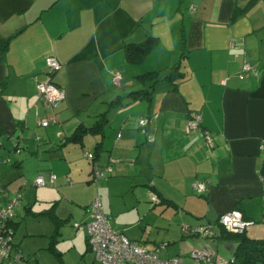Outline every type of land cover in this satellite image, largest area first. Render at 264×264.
I'll use <instances>...</instances> for the list:
<instances>
[{"label":"crops","instance_id":"obj_1","mask_svg":"<svg viewBox=\"0 0 264 264\" xmlns=\"http://www.w3.org/2000/svg\"><path fill=\"white\" fill-rule=\"evenodd\" d=\"M149 36L157 39L153 50L142 63L128 62L125 46ZM3 40L9 42L0 53L2 205L21 194L18 214L37 204L40 216L48 219L52 211L65 222L61 227L74 218L76 229L84 225L89 251L85 223L101 189L111 228L162 259L180 256L195 264L193 250L208 245L220 255L219 244L230 257L236 244L218 239L217 221L233 210L252 222L245 229L250 239L264 240V0H0ZM183 41L187 56L180 61ZM49 57L62 66L51 76ZM245 62L255 73H243ZM178 64L185 77L176 87L158 83L151 102L127 97L150 85L139 76L158 71L162 79ZM117 74L122 81L115 86ZM47 80L66 93L57 108L37 95L38 83ZM118 98L121 105L109 109ZM103 113L109 119L104 136L70 141L78 127L93 126ZM196 115L200 130L186 133ZM140 118L149 119L145 130ZM97 146L103 176L95 181L85 152ZM16 175L19 186H8ZM37 178L46 185L36 186ZM198 182L207 184L203 195L193 190ZM146 203L154 223L167 221L169 228L150 248L121 217L123 208ZM62 207L70 212L66 219ZM170 210L171 221L164 217ZM13 223L16 233L19 222ZM206 225L212 238L184 233Z\"/></svg>","mask_w":264,"mask_h":264},{"label":"built area","instance_id":"obj_2","mask_svg":"<svg viewBox=\"0 0 264 264\" xmlns=\"http://www.w3.org/2000/svg\"><path fill=\"white\" fill-rule=\"evenodd\" d=\"M47 74L52 75L57 73L62 68L61 64L54 57L46 59ZM243 73L254 72L255 69L247 62L244 63ZM121 81V75L117 74L113 78L115 85ZM37 95L44 103L51 107L57 108L66 98V93L63 89L57 87L51 80H47L37 85ZM141 127L147 125L146 119H141L139 122ZM201 118L196 115L187 123L186 133L200 130ZM40 125L47 127L49 121L43 119ZM207 145L212 144V140L206 137ZM1 145V141H0ZM260 152L264 157V140L259 146ZM15 152L20 153V148L16 146ZM85 156L94 163L92 177L95 181L100 180L103 173L99 170L98 165L93 160V155L86 152ZM54 176L51 178L53 183ZM260 182L263 187L264 196V177L260 176ZM35 185L38 187L45 186L42 178H37ZM193 190L197 195H203L207 191L206 182H198L194 184ZM2 188L0 186V196ZM156 196L151 197V202L155 203ZM19 204V197L16 196L9 200L6 204L0 203V263L7 261V264H25L21 258V254L14 247V231L10 226V222L14 217V211ZM218 224L224 230L230 233H242L252 222L246 221L243 215L238 210L221 215L218 219ZM75 227H78L76 225ZM87 233V242L89 248L95 256V260L100 264H186L181 257H173L169 259H162L158 256L156 250H148L147 248L132 242L123 234L115 232L110 225L108 217L103 213L101 199L97 195L89 209V220L85 223ZM186 234H201L204 238H212L213 232L211 228L207 227L200 230L199 227H185ZM191 259L195 260L196 264H236L234 257H223L216 251L212 250L208 245L203 248L195 249L191 253Z\"/></svg>","mask_w":264,"mask_h":264},{"label":"rangeland","instance_id":"obj_3","mask_svg":"<svg viewBox=\"0 0 264 264\" xmlns=\"http://www.w3.org/2000/svg\"><path fill=\"white\" fill-rule=\"evenodd\" d=\"M20 179V176L16 175L10 180L8 186H19ZM27 189V187H23L20 192ZM30 189L34 191L32 187ZM101 192L104 194V189H101L98 193L99 196H102ZM18 195L21 194H15L12 198ZM123 199L127 202L129 196L126 195ZM131 200L129 203H132ZM141 204H138L134 208L129 207L128 210H124L123 208L122 211L124 212L121 217L126 220L127 225H134L135 235L139 237L137 239H142L144 244L150 248V242L153 239L161 241L166 238L167 230L169 229L167 226L168 222L160 219L161 224H155L154 218L148 215V212L152 211V204L146 203L147 206ZM17 208L18 206L15 208L14 218L19 223L15 233V241L19 245L23 255L30 259L29 264H100L95 261L94 254L87 249L84 225H81L80 229H76L75 226L78 223H74V218H72L71 222H67L61 227L58 230V234H56L54 233L53 224L49 219L39 215V205L33 206L29 214H26L25 210H22L18 214L16 213ZM59 213L63 216V219H66L70 212L65 207H62L59 209ZM173 213H175L173 210L167 212L164 216L166 220L169 219L171 221V218L174 217ZM218 251L224 257L229 255V252L221 244L218 245ZM181 258L188 264V260L185 257ZM191 261L195 263V260L192 259Z\"/></svg>","mask_w":264,"mask_h":264},{"label":"trees","instance_id":"obj_4","mask_svg":"<svg viewBox=\"0 0 264 264\" xmlns=\"http://www.w3.org/2000/svg\"><path fill=\"white\" fill-rule=\"evenodd\" d=\"M8 42L9 40H3L0 43V53H4L6 51ZM156 45H157V39L152 36H149L140 43L130 44V45L125 46L124 52H125L127 61L130 63H134V64L142 63L144 59L146 58V56L153 50V48ZM186 56H187V51L185 48V41H183L182 46H181L180 61L183 60ZM184 77H185V73L180 70L179 64L174 66L171 69L170 73L165 75L162 79H160V74L158 71L145 73L139 76L137 79L140 80V82L145 86L147 85L146 83H150V85L148 87H144L141 90L129 93L127 97L131 98L132 101L133 100L134 101L144 100L146 102H151L152 96L154 93V87L158 83L168 82V83H171L174 87H176L177 86L176 82L184 79ZM121 81H122V77H121ZM120 83L118 85H120ZM118 85H115V86H118ZM120 105H121V98H118L112 102H109L108 108L115 109L119 107ZM141 119L147 120V125L145 127L140 126L139 122ZM108 123H109L108 115L107 113H103L96 119V122L93 126L89 128L83 127V126L78 127L75 130L74 134L69 139L71 142L82 143L83 136L86 134L101 135L102 137L104 136L105 127L108 125ZM138 125L140 126V128H142V130H145L149 125V119L140 118L138 121ZM200 128H201V124H200ZM100 148H101L100 146H97L95 148V152H88V151L86 152L92 154L94 158L93 160L95 161ZM18 197H19V203H20L21 197L20 195H18ZM14 216H15V211H14ZM45 216L48 217V219L54 224L55 233L58 234V229L65 222L59 219L55 214H53L52 211L46 212ZM217 225L219 226L218 221H217ZM10 226L14 231V238H15V225L13 223V219L10 222ZM207 227H209V225L205 226V228ZM219 227L221 228V230L219 231L218 239H221L225 242H231V243L234 242L236 244L235 249L231 253V256L234 257V259L236 260V264H264V240L250 239L246 235L245 230L242 233L234 234V233L227 232L221 226ZM13 241H14L13 242L14 247L16 248V250L20 252L21 258L23 259L24 263L29 264L30 259L26 258L23 255V252L21 251L19 245L15 243V239H13ZM0 264H7V261H3Z\"/></svg>","mask_w":264,"mask_h":264},{"label":"water","instance_id":"obj_5","mask_svg":"<svg viewBox=\"0 0 264 264\" xmlns=\"http://www.w3.org/2000/svg\"><path fill=\"white\" fill-rule=\"evenodd\" d=\"M226 247H229L230 251H232L234 249L233 245H231V244L227 245Z\"/></svg>","mask_w":264,"mask_h":264}]
</instances>
